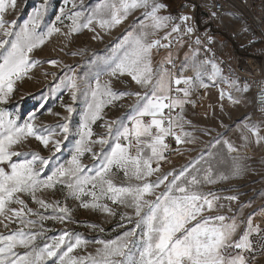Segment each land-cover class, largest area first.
<instances>
[{"label": "snow or ice", "instance_id": "snow-or-ice-1", "mask_svg": "<svg viewBox=\"0 0 264 264\" xmlns=\"http://www.w3.org/2000/svg\"><path fill=\"white\" fill-rule=\"evenodd\" d=\"M9 4L14 8L16 0H0V35L4 37L0 39V50H3L0 52V58H2L0 62V102H6L8 95L13 92L15 82L22 79L40 63L31 59L30 54L33 50L41 47L49 37L60 31L55 24H52L46 32L38 31L44 14V5L36 9L18 31L5 27L3 13ZM164 7L165 5L158 3L157 0H103L87 16L76 11L66 17L72 22L71 32L88 28L94 20L102 28L115 27L135 9H144V19L150 21L147 24L141 22L138 32H129L118 46L123 50V55H117L108 62L109 75L128 74L137 84L145 88L150 86L151 91L150 94L146 93L141 98L146 102L137 108L136 115L133 117V126L131 128L124 126L123 131L118 130L115 133L114 147L104 156L94 174H88L93 170H86L80 158L86 152L92 151L89 146L90 142L102 145L108 142L103 138L91 141L93 135L91 125L101 118L104 106L118 98V94L111 90L109 82L101 83L99 74L93 78L94 86L91 80L85 81L83 95L86 98L90 96L91 99L87 103L83 123L79 130V139L67 164H59L51 175L44 179L41 178V173L49 165L50 158L41 157L38 153L33 154L31 159L11 163L10 171H5L3 167H0V217L8 220L13 217L18 218L19 223L25 228L37 223L35 220L25 219L27 214L38 215L41 222L48 218L63 222L69 214L67 207H59L57 204L55 207H58L63 215L45 217L39 213H33L30 208H27L25 201L17 195L26 193L42 208H53L55 211L52 204L43 199H37L36 193L45 188H53L59 183L64 185L69 194L76 199H80L82 195H90L91 202L82 204L85 208H99L111 213L112 210L106 204L99 202L105 198L113 204L134 208L135 215L139 217L136 227L126 231L115 240L97 241L103 246L96 250L95 255L86 256L70 255L75 249L87 244V241L79 236L73 237L68 232H64L54 238L51 244H46L37 251L33 242L38 234L19 229L9 235H0V264H43L46 259L56 257L57 250L61 249L62 245H66V251L59 255L56 264H246L242 254L232 255L231 250H251L249 236L253 231L259 232L258 227H253L251 217L247 221L248 230L240 236L238 241H234L233 237L238 228L235 219L225 222L227 218L223 215L203 216L205 211L214 209V201L219 198L209 199L211 194H204L198 190L201 180L197 175L190 174L188 169H182L178 174L168 173L158 177L155 182L147 179L154 172L159 171L158 167L153 168L152 163L153 160L164 159L163 152L168 147L165 137L175 136L179 144L183 142L182 135H190V133L183 132L181 123L183 117L166 118L164 116V109L171 111L180 107L182 110L185 103L184 100L172 98L169 95L172 91L173 73L163 68L154 74L152 68L153 49L170 46L162 44L158 39H149L150 36L155 35V31L167 27L172 20L170 16L158 15ZM62 15H64L63 9H61ZM61 16H57V21H61ZM81 17H84L85 23H80ZM180 19L187 22L189 17L182 16ZM10 23L14 24V22ZM148 29L153 31L150 32ZM171 31L178 33L179 25H173ZM192 31L191 26L187 27L188 33ZM170 35L171 33L165 35L163 39L168 40ZM196 43H200L199 39ZM168 62H171L170 57ZM50 63L55 64L56 61H50ZM208 64L212 67L210 78L214 79L220 72L216 64L209 60L198 61L193 56L191 70L194 76L175 78L174 83L177 86L182 83L187 86L183 89L177 87L176 91L183 92V95L187 97L190 95L189 90L197 84L200 87H207L203 76L206 74L205 66ZM67 87L72 99L75 100L77 92L81 91L75 75L67 78ZM135 95L140 97V93H135ZM68 111L71 113L72 108L68 107ZM144 116L152 117L151 121L145 123L142 120ZM166 119L167 126H165ZM59 127L67 139L68 125L63 124ZM174 127H180L181 134H176L173 131ZM246 127L257 135V142H259L258 127L247 125ZM55 134L54 130L48 128L37 132L31 122L17 125L13 119L5 121L3 113H0V164L10 162L13 156L22 155L10 149L28 136H34L41 144L48 147L50 139ZM109 134L112 135L110 127ZM131 137H134V143ZM120 138L128 141V144L120 143ZM225 143L228 145L229 152L236 151L227 141ZM54 148L55 152L60 151L59 140L55 141ZM131 148H135V155L130 152ZM95 158L96 154L93 153V159ZM37 162L40 167H37ZM113 169L122 172L129 182L124 185L115 184L110 176ZM240 170V164L234 161L233 174H238ZM211 172L209 167L203 177L204 181L215 182L211 179ZM169 176H172L170 181ZM227 178L225 175L219 176V179ZM132 181H142V183H132ZM89 185L91 189L87 190ZM161 185H165V190L156 195V189ZM149 196H155V199H147L146 197ZM227 199L235 200L236 197ZM13 203L21 205V208H10L9 205ZM193 221L196 223L192 224ZM188 225L192 226L188 227ZM136 228H143L139 241L131 239L136 234ZM17 246L26 249L32 246V248L31 251L20 255L14 251ZM134 247L136 252L133 251Z\"/></svg>", "mask_w": 264, "mask_h": 264}, {"label": "rangeland", "instance_id": "rangeland-1", "mask_svg": "<svg viewBox=\"0 0 264 264\" xmlns=\"http://www.w3.org/2000/svg\"><path fill=\"white\" fill-rule=\"evenodd\" d=\"M102 2L103 0H16L15 7L13 8L9 4L3 13L5 27L18 31L33 12L44 5V14L38 31L46 32L52 24L60 29L59 32L49 37L41 47L33 50L30 54L31 59L40 63L22 79L15 82L13 92L8 95L6 102H0V113H3L5 121L13 119L17 125L31 122L37 132L48 128L54 130L56 134L50 139L48 147L41 144L34 136H28L21 143L13 145L10 151L19 152L22 155L13 156L10 162L0 164V167H3L5 171L11 170V163L31 159V156L36 153L41 157L50 158L49 165L41 173L42 179L51 175L59 164H67L79 139L84 113L87 103L91 99L90 96L86 98L83 95L85 81L91 80L94 86L93 78L96 74L100 75L102 84L109 82L111 90L118 94V98L107 103L101 112V118L91 125L93 132L91 141L103 138L108 142L103 145L90 142L89 146L92 151L86 152L80 158V162L86 166V170H93L88 173L89 175L94 174L104 156L110 153L114 147L115 133L118 130L123 131L124 126L132 127L137 108L146 102L141 98L146 93L150 94L151 88L137 84L128 74L109 75L108 62L117 55H123V50L118 46L129 32H138L141 22L147 24L150 21L144 19V9H135L115 27L102 28L94 20L88 28H82L78 32L70 31L72 22L66 18L68 15L80 11L84 13V16H87ZM157 2L165 5L158 13L160 16H169L168 8H175L174 0H157ZM61 9L64 10L62 16ZM57 16H61V21H57ZM10 22H14V24ZM85 22L84 17H81L80 23ZM175 25H179L178 33L171 31L173 24L170 21L167 27L155 31V35L150 36L149 39L162 41L163 37L169 33L182 36V28L187 30V23L181 21ZM148 30L153 31L152 29ZM224 30L230 31L227 28ZM214 38L217 45L225 46V40L222 37L217 35ZM0 39H4V37L0 35ZM193 47L195 46L185 38L181 40L173 53L180 59L184 68L191 69L193 56L201 61L200 49L198 48V54L194 52ZM2 51L0 50V52ZM168 55V53H158L157 48L153 49L152 68L154 74L165 68L164 62L169 57ZM50 61H56V63L52 64ZM0 62H2V58H0ZM211 72L212 67L205 66L206 74L203 76V80L207 85L205 88L209 96L207 112L200 115L191 110L179 116L183 117L181 121L183 132L190 133L188 136L182 135L181 162L168 169L154 172L147 179L150 182H155L158 177L168 173L178 174L182 169H188L190 174L197 175L201 180L198 190L204 194H211L209 199L219 198L214 201V209L205 211L203 216L223 215L227 218L225 222L235 219L238 228L233 240L238 241L240 236L248 230L249 217L253 219V216L262 210L264 199V117L253 112V96L248 87L237 86L233 90L223 91L219 88L218 75L214 79L210 78ZM73 75L76 76L77 83L81 88V91L77 92L75 100L72 99L71 92L67 87V78ZM196 86L200 87L199 84ZM120 93L124 95H119ZM135 93H140V97ZM165 102L167 103V101ZM68 107L72 108L71 113L68 111ZM151 119L150 116L142 118L146 121ZM63 124H67L69 128L67 139L59 127ZM246 125L258 127L259 142H257V135H254ZM109 127L112 135L109 134ZM130 139L133 140V137ZM57 140L61 143L59 152H55L54 148ZM225 141L231 144L236 151L229 152ZM120 143L128 144V141ZM130 152L135 155L134 150L130 149ZM93 153L96 154L95 159H93ZM201 157L203 158L201 159ZM234 161L238 162L241 167L238 174H233ZM37 167H40L38 162ZM209 167L212 170L211 179L215 180L214 183L203 180ZM220 175H225L228 178L219 179ZM110 176L117 185L129 182L123 173L116 169H113ZM168 179L170 181L172 176H169ZM132 183H142V181H132ZM90 189L89 185L87 190ZM164 190L165 185H161L156 189V195ZM17 195L25 201L27 208H30L33 213H39L45 217L63 215L59 212V208L55 207L57 204L59 207L69 209V214L63 222L50 218L41 222L38 215L27 214L25 219L37 221L34 226L27 228L19 223L18 218L13 217L8 220L5 217H0V235H9L19 229L37 233V238L33 242L37 251L46 244H51L54 238L68 232L70 236H79L82 240L87 241V244L70 253L71 256L95 255L96 250L103 246L97 241L115 240L126 231L135 228L139 219L135 215L134 208L113 204L106 198L99 202L106 204L112 210L111 213L99 208H85L82 204L91 202L90 195H82L80 199H76L69 194L64 185L59 183L53 188H45L36 193L37 199H43L52 204L55 211L53 208H42L26 193ZM233 196L236 197L235 200L227 199ZM146 198L154 200L155 196ZM9 207L20 209L21 205L13 203ZM195 223V221L192 222V224ZM190 226L192 225H188V227ZM142 232L143 228H136V234L131 239L139 241ZM31 248L32 246L27 249L17 246L14 251L23 255L25 252L31 251ZM63 251H66V245H62L61 249L57 250L56 257L46 259L43 264H56ZM133 251L136 252L135 247ZM231 251L234 254L237 249Z\"/></svg>", "mask_w": 264, "mask_h": 264}, {"label": "built area", "instance_id": "built-area-1", "mask_svg": "<svg viewBox=\"0 0 264 264\" xmlns=\"http://www.w3.org/2000/svg\"><path fill=\"white\" fill-rule=\"evenodd\" d=\"M175 8H168V15L172 18L173 25L181 22L182 16L189 17L187 27L193 31L189 35L179 36L171 34L168 40L163 39L162 44L169 47H158V53H168V59L164 62L165 68L173 73V85L170 96L176 99H185L187 108L204 107L206 103V91L202 87H193L189 96L183 92H177L176 88L187 87L183 83L176 85L175 78H187L194 76L189 68H184L182 62L173 54L183 39H188L197 46L201 52V61L209 60L220 69L218 84L224 90H231L236 86L248 87L253 96V112L264 117V0H174ZM169 5V4H168ZM168 7V6H167ZM201 10L204 14L205 27L201 28L195 14ZM213 27L229 29L235 42L248 50L247 54H240L233 46L230 50L221 49L217 46ZM199 39L200 43L196 41ZM231 44V43H230ZM232 45V44H231ZM206 66H210L208 64ZM178 109L171 111L164 109V116L176 118ZM167 126V119L165 120ZM181 134L180 130L174 131ZM133 141V140H132ZM119 142H126L120 138ZM134 143V142H133ZM165 143L164 159L154 161L153 168L159 171L178 165L181 162V143H177L175 136H167ZM134 150V148H132ZM135 151V150H134ZM157 172V171H156ZM256 227L259 232L253 231L249 240L251 250H239L245 257L246 264H264V199L262 210Z\"/></svg>", "mask_w": 264, "mask_h": 264}, {"label": "crops", "instance_id": "crops-1", "mask_svg": "<svg viewBox=\"0 0 264 264\" xmlns=\"http://www.w3.org/2000/svg\"><path fill=\"white\" fill-rule=\"evenodd\" d=\"M189 20V19H188ZM187 23V22H186ZM182 36H185V35H189L190 33H188L187 32V30L186 29H184V28H182ZM221 37V36H220ZM224 40H225V46H219V45H217L219 48H221V49H225V50H230L231 49V47H232V45L224 38V37H222ZM220 45H223V44H220ZM193 46H195V45H193ZM193 50H194V52H197L198 54H199V49H198V47L197 46H195V47H193ZM168 59V58H167ZM180 60V59H179ZM172 85H173V82H172V84H171V88H172ZM197 86H195V88H196ZM237 87V86H236ZM202 88H204L205 89V91H206V103H205V105H204V107H200V108H187V106H186V100L185 99H180V100H184L185 101V103L183 104V106H182V110H181V108L180 107H176V109H178V114H177V116L176 117H179L180 116V114H186V113H188V112H190L191 110H194V111H196L198 114H200V115H202V114H205L206 112H207V109H208V104H209V96H208V91L206 90V88L205 87H202ZM219 88L220 89H222L223 91H229V90H224L223 88H221L220 86H219ZM235 88V87H234ZM233 88V89H234ZM232 89V90H233ZM191 93V92H190ZM170 95V94H169ZM145 123H149L151 120H148V121H146V120H143ZM133 126V125H132ZM175 130H180L181 131V128L180 127H174V129H173V131H175ZM153 131H155V129H153ZM166 138V137H165ZM143 139V138H142ZM133 142H134V137H133ZM132 149V148H131ZM134 150H135V148H134ZM164 154H165V150H164V152H163V156H164ZM240 249H237V251L234 253V254H232V255H236V254H241V253H239L238 251H239Z\"/></svg>", "mask_w": 264, "mask_h": 264}, {"label": "trees", "instance_id": "trees-1", "mask_svg": "<svg viewBox=\"0 0 264 264\" xmlns=\"http://www.w3.org/2000/svg\"><path fill=\"white\" fill-rule=\"evenodd\" d=\"M195 19L198 23V25L203 28L205 27V18H204V14L201 10L197 11L196 14H195ZM213 33L214 35H218V36H221V37H224L229 43L232 44L233 48L235 49V51L237 53H240V54H247L248 50L246 48H241L234 40L233 36L231 33H228L226 31H223L222 29L220 28H217V27H213Z\"/></svg>", "mask_w": 264, "mask_h": 264}, {"label": "bare ground", "instance_id": "bare-ground-1", "mask_svg": "<svg viewBox=\"0 0 264 264\" xmlns=\"http://www.w3.org/2000/svg\"><path fill=\"white\" fill-rule=\"evenodd\" d=\"M259 216H260V211L253 216L252 225L254 228L256 227V223H257V220L259 219Z\"/></svg>", "mask_w": 264, "mask_h": 264}]
</instances>
